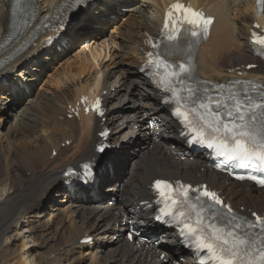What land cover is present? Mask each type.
<instances>
[{
  "label": "bare ground",
  "instance_id": "1",
  "mask_svg": "<svg viewBox=\"0 0 264 264\" xmlns=\"http://www.w3.org/2000/svg\"><path fill=\"white\" fill-rule=\"evenodd\" d=\"M170 1L97 0L93 10H81L65 20L69 26L57 42L59 49L44 47L45 37L53 34L49 32L39 35L7 65H0V75H11L0 85V264H80L87 258V264H161L160 253L179 247L175 235H162L170 250L141 240L129 242L114 226L117 215L124 212L134 222L149 223V210H142V205L129 209V204L147 199L151 180L161 175L207 181L234 205L264 212V189L229 181L201 159L180 160L175 154L177 146H172L181 142L177 126L159 105L156 91L137 70L146 37L157 30ZM191 1L215 15L209 37L196 54L199 75L211 81L264 78V63L251 57L248 44L254 22L264 23V11L257 17L254 0ZM64 2L37 0V12L26 34L0 56V64L18 52L28 35L40 30L45 18ZM125 11L126 17L119 23V14ZM9 15L8 3L0 0V42L6 35ZM116 22L119 24L113 29L119 28V35L95 39ZM80 42L73 53L71 50ZM251 62L259 63L247 71L245 66ZM54 63L55 67L50 66ZM51 68L48 80L45 78L37 88L36 82ZM89 93L104 98L111 143L126 145L100 165L99 183L91 188L92 193L77 184L64 187L61 176L66 165L97 156L94 147L100 119L82 112L67 116L68 106ZM150 116L156 119L159 129L139 128ZM152 132L158 141L151 140ZM141 138L149 144L144 150ZM67 140H71L73 154L58 163L65 150L60 144ZM52 150L56 155L51 156ZM132 157L135 159L129 163ZM102 188L115 193L112 202ZM53 193H63L71 204H63L62 198L57 206ZM41 212L59 219L56 223L36 219L34 223ZM85 234L91 235L94 243L78 244ZM154 237L158 239L156 234ZM165 257L171 264H188V260L174 262L172 254Z\"/></svg>",
  "mask_w": 264,
  "mask_h": 264
},
{
  "label": "snow or ice",
  "instance_id": "2",
  "mask_svg": "<svg viewBox=\"0 0 264 264\" xmlns=\"http://www.w3.org/2000/svg\"><path fill=\"white\" fill-rule=\"evenodd\" d=\"M261 3H264V0H257L258 6ZM211 23L212 18L206 17L202 10H193L189 5L176 0L165 13L161 34L167 33L166 38L169 41H175L182 33L188 32L192 37H198L201 32L207 31ZM149 42L152 43L154 48L158 47L151 40ZM251 43L264 48V35H257L253 32ZM147 55L149 57L155 55V60L150 59L149 63H155L157 68L162 67L165 69V77L169 84V88L165 91H173V94H175L174 88L171 87L173 79L180 78V82H182L181 74L187 73L189 68L184 64H179L177 66L178 70L172 69L169 71L168 62L166 60L162 61L160 54L149 52ZM249 67L252 66L249 65ZM187 91L191 92L192 90L189 88ZM261 95L264 96V92ZM230 99L232 103L228 106L226 113L213 112L215 122H207V131L203 128L196 129L198 135L194 139L205 142L209 148H216L218 155L225 157L228 161H235L239 167L264 169V100L253 106L252 97L247 94L243 96L233 95ZM200 107L207 108L208 105L201 103ZM257 111L260 112L259 117L256 115ZM222 117L227 118L222 119ZM201 119H203V116ZM185 120H187V116H185ZM258 121L259 124H257ZM85 167L87 168V165ZM239 178L244 179L243 176ZM248 178L257 180L258 183L264 185V174L260 178L256 176H249ZM176 183L179 190L182 191V198L176 196L178 189L169 181L156 180L154 182L160 196L165 202H170L173 207L185 204L188 193L192 190L191 185L180 184L179 181ZM200 196L207 198L216 205L223 204L215 192L206 188L200 192L197 197L198 200ZM223 206L231 211L229 206ZM204 211L203 207L199 209L196 213L195 223L192 222L190 214L183 211L169 214L175 215L183 225L182 234L195 237V246L199 249H206L210 254V258L216 261L217 264H243L239 246L233 243L229 247V241L222 237L219 229L214 225H209L211 232L205 233V229L200 226L205 219L203 216ZM253 216H256L258 223H264V218L259 217L256 213H253ZM159 218L157 217V219ZM227 235L232 236V231H228ZM221 240L223 242L218 243ZM240 243H245V241L241 240ZM260 255L262 261H264V250L261 251Z\"/></svg>",
  "mask_w": 264,
  "mask_h": 264
},
{
  "label": "rangeland",
  "instance_id": "3",
  "mask_svg": "<svg viewBox=\"0 0 264 264\" xmlns=\"http://www.w3.org/2000/svg\"><path fill=\"white\" fill-rule=\"evenodd\" d=\"M127 13V11H125V13L124 14H119L120 16H119V19H118V22L120 23L122 20L121 19H124L125 17H126V14ZM118 22H116V23H111L109 26H108V28L104 31V33L103 34H101V35H96L95 36V39H101V38H107V37H109L108 35H110V34H115V35H119V28H116L115 30L113 29V28H115V26H116V24L118 23ZM118 23V24H119ZM112 25V26H111ZM115 25V26H114ZM120 28H122L121 26H120ZM111 29L112 30H114L113 32L111 31ZM110 31V32H109ZM112 32V33H111ZM80 44L81 43H79V44H77V45H75L73 48L74 49H72L71 51H74L73 53H75V51L76 50H78L79 48H80ZM50 66H53V67H55L56 66V64L54 63V64H52V65H50ZM58 72H59V70H57ZM47 73L46 74H42L41 75V80H39L38 82H36V87L38 88L40 85H42L43 84V81H44V79L45 78H47V75L48 74H51L52 73V68L51 69H49L48 71H46ZM60 73V72H59ZM57 74V76H60L61 74ZM50 76V75H49ZM57 76H55V77H57ZM47 80H48V78H47ZM140 141H142V139L140 140ZM60 146H61V148L62 149H65L64 151L62 150V152H61V154H62V156L60 157V159L58 160V163H60V162H63V157H65L64 159L66 160V159H68V158H70L71 157V155L73 154V152L72 151H74V148H70V147H68L67 145H65V146H63V143H61L60 144ZM67 146V147H66ZM68 148V149H67ZM141 148H143L142 150H144V145H142L141 144ZM69 149H71V150H69ZM5 150H6V148H5ZM68 150H69V152H68ZM64 152V153H63ZM68 152V153H67ZM143 152V151H142ZM71 155H70V154ZM68 155V156H67ZM120 158H124L123 156H120ZM134 159H135V157H132L131 159H129V163H131V162H133L134 161ZM53 196H52V198L53 199H55L54 200V202L56 203H58V202H60V200H62V196H56L55 195V193H53L52 194ZM111 196H113V194H110V197ZM53 211H55V210H53ZM43 214V215H42ZM47 215V216H46ZM52 215V214H51ZM51 215H49V213H39V216H36L35 218H34V223H35V221H36V219H39V222H41L42 221V223L43 222H45V221H50V222H52L51 221V219L52 220H54L53 222H57L56 220H58L59 219V217H54V216H51ZM49 216V217H48ZM50 216H51V218H50ZM54 217V218H53ZM42 219V220H41ZM49 219V220H48ZM56 219V220H55ZM45 220V221H44ZM68 223L66 222V225H67ZM75 247L77 248V246L75 245ZM83 261V262H82ZM81 262H80V264H87V263H89V261H90V259H83Z\"/></svg>",
  "mask_w": 264,
  "mask_h": 264
}]
</instances>
